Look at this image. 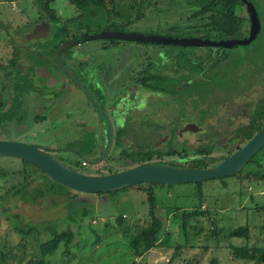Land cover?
<instances>
[{"label":"flooded vegetation","instance_id":"obj_1","mask_svg":"<svg viewBox=\"0 0 264 264\" xmlns=\"http://www.w3.org/2000/svg\"><path fill=\"white\" fill-rule=\"evenodd\" d=\"M154 1L151 0L138 13L140 18L137 19V9L130 10V5L125 4L126 0H118L119 10L131 16L114 14L109 18L110 22L108 19L90 21L79 18L80 11L75 17L62 19L55 15V11H46L39 5L40 9H35L37 14L32 17L22 11L16 13L15 6L11 8L15 13L5 9V13L0 14V145L16 143L32 146L55 161L81 171L72 161V157H75L81 161V168L91 167L92 175L109 174L142 165L139 164L140 156L145 153H149L154 162L149 164L185 168L190 164L189 160L204 156L197 151L209 143V133L221 130L213 127L209 119L219 116L218 119L226 121L228 125L223 129L224 132H229V127L233 125L229 120L236 113L238 122L227 138L230 142L228 154L211 157L213 150L209 154V157L217 160L223 158L221 161L229 157L233 153H230L232 145L237 144L231 141L236 137L233 131L241 130L250 121L251 110L240 114L241 119L238 115L240 103H237L206 114L207 101L216 99L215 96L210 94L197 98L196 94L189 93L190 83L205 76L209 77L210 82L221 83L219 72L214 67L200 62L207 70L200 76L191 72V65L183 61L185 58L181 61L180 54L160 57L157 51L152 53L149 62L138 60L142 50H132L120 60L121 52L131 50L125 47L126 44L139 46L153 43L102 39L89 40L100 41L96 48L84 45L88 41L68 45L82 35L103 31L170 37L149 34V31L136 27L142 20L143 11ZM182 2L185 3L184 0ZM106 21L112 23L113 28L109 29ZM249 29L250 20L244 28L247 35L232 39L246 38ZM263 31L264 18L256 39L247 46L235 47L254 46ZM186 34L171 38L214 41L203 38L204 34ZM174 47L182 50L201 48ZM204 48L224 50L212 46ZM256 69L263 70L264 66ZM214 72L217 73V79L214 78ZM260 82L264 86V79ZM169 104H172V109L164 107ZM183 130L199 131L191 133ZM213 133L217 134L216 147L223 146L219 139L221 132ZM87 135H91V138L87 139ZM190 135L197 140L192 155H188L185 147L190 144L182 140ZM202 135L204 137L201 138ZM178 140H182L181 151L178 150ZM158 147L162 149L158 151ZM108 160L118 162L120 168L110 167L105 172L97 173L98 168L95 167ZM47 178L26 161L0 156V214H11L15 208L41 210V205L48 208L46 211L54 213L53 204L65 192L56 187L57 183L50 178L55 184H48ZM7 183L10 186L4 188ZM49 189H53L54 194L47 204L46 198L51 192L46 194L45 190ZM9 201L11 205L6 206Z\"/></svg>","mask_w":264,"mask_h":264},{"label":"rangeland","instance_id":"obj_2","mask_svg":"<svg viewBox=\"0 0 264 264\" xmlns=\"http://www.w3.org/2000/svg\"><path fill=\"white\" fill-rule=\"evenodd\" d=\"M257 4L264 13V0H257ZM13 5L16 13L22 11L31 17L37 14L35 9L37 11L40 9L33 0H0V14H4L6 10L15 13L11 9ZM48 6L51 12L55 11V15L62 19L75 17L79 12L67 0H52ZM194 11V8L187 6L182 0H155L143 11L142 20L136 27L150 32L144 33L170 37L186 36V33L194 35V32L210 34L204 28L208 22L206 17L192 18ZM240 13L247 19L245 9L242 8ZM93 18L90 21H96L99 17L96 15ZM99 42L88 41L84 45L96 48L100 45ZM125 47L131 50L121 52L120 60L132 50L138 52L142 50L138 59L140 62H149L155 51L160 57L171 56L173 53L180 54L181 59L192 54L191 58L198 63L214 67L219 72L221 80L235 82L234 78L241 77L242 87L248 83L251 87L242 99L239 116L253 109L263 97L264 86L260 80L264 79V69L256 68L264 66V31L254 46L231 50L204 47L182 50L174 46L153 44L139 46L126 44ZM174 54L172 56H175ZM229 89L235 91L233 86ZM164 107L172 109L173 106L169 104ZM235 115L236 113L229 120L233 124L229 127V132H224L223 129L228 125L226 121H220L219 116L209 119L213 127L221 128L212 132H221L219 139L223 144L213 149L211 157L228 154L230 142L227 138L236 121L238 122ZM86 138H91V135H87ZM195 139L191 135L182 139L190 144L185 146L188 155H192L197 147ZM182 140H178L179 151L182 148L180 144ZM161 149L162 147H158V151ZM72 159L81 171L91 174L90 166L83 169L79 159L75 157ZM110 167L120 168V165L118 162L108 160L95 168H98L97 173H101ZM47 183L53 185L48 181ZM201 183L200 191L197 190V184L191 183L151 184L143 190L128 187L106 194L64 191L65 195L62 194V198L53 204L54 213L46 211L48 208L45 209L46 207L41 205L39 207L41 210L15 208L11 214H0V264H25L33 257L39 256L42 244L49 241L55 232L64 228H70L74 232L75 240L67 248L63 242L60 243L53 253L46 256L52 264H211L213 261L215 264H246L232 257L227 248V240L222 239V236L227 230L247 225L248 243L264 245V210L257 209L264 206V182L254 181L248 172L244 171L233 177ZM8 186L9 183L5 184L4 188ZM52 190H45L46 194L51 192L47 195V204L54 194ZM149 190L154 194L156 206L154 213L158 220L163 222L164 239L168 238L166 242L170 247L151 248L144 256L137 258L133 256L129 242L137 237L147 221ZM8 203L10 201L5 205L10 206L11 203ZM197 206L213 214L192 221L190 224L194 225L193 230L188 226L186 231L179 233L181 219L174 217L171 212L181 214L182 211L194 210ZM121 217L122 222L119 224L118 220ZM30 221L33 222L32 225ZM211 225H215L217 230L221 231L218 236L210 238L209 230L213 228ZM200 228L202 232L198 234ZM232 242L238 245L245 243L238 239ZM178 246L182 248L176 252Z\"/></svg>","mask_w":264,"mask_h":264},{"label":"trees","instance_id":"obj_3","mask_svg":"<svg viewBox=\"0 0 264 264\" xmlns=\"http://www.w3.org/2000/svg\"><path fill=\"white\" fill-rule=\"evenodd\" d=\"M37 5L42 7L44 10H49V3L52 0H33ZM71 5H73L77 10L80 11L79 18H83L85 20L94 19V16H98L99 18L96 21H101L108 19L112 15H126V17L130 18V13H124L120 8V2L118 0H67ZM123 1V0H122ZM151 0H126L125 4L130 5V10L137 9V14L141 12L142 9L150 2ZM253 4L255 10L257 11V16L262 22L264 18V13L260 11V8L256 2V0H248ZM184 2L195 9L194 13L191 15L192 18H204L206 17L207 23L204 25L205 31L210 33L208 35H203V38H211L214 40H222V39H232V38H243L247 35L244 33V28L247 24H249V20L245 19L241 16L240 11L244 6L241 0H184ZM116 11V12H115ZM50 13V12H48ZM140 18V15H137V19ZM106 21L108 28H113L112 23ZM117 29V28H114ZM212 34V35H211ZM237 48V47H235ZM234 48V49H235ZM186 54V53H185ZM187 55V54H186ZM184 56V55H183ZM182 61V59H181ZM186 63L191 65V72H195L196 74L203 73L206 70V67L202 65L200 62H196L191 60V56L187 55V57L183 60ZM212 77V76H211ZM214 78L217 79V73L214 72ZM235 82H227L222 80L219 82H210L208 76L205 78H201L200 80H194L190 83V91L191 94H196L197 98H201L203 96L214 95L216 99L211 101H207L205 112L208 114L212 111H217L220 108H226L230 104L235 105L237 103H243L242 99L245 94L248 92L251 84H246L245 87L241 85V77L237 76L234 78ZM253 82V81H252ZM258 82V81H257ZM261 83V82H260ZM218 90L216 89L215 85ZM241 85V86H240ZM233 86L235 91H231L229 88ZM262 127H264V92L262 99L257 102L253 109H251V119L246 122L241 130H234L233 134H236L231 141H235L236 145H232L233 148L230 149V153L239 149L243 144H245L250 138H252ZM210 139L209 143L200 147L197 153L204 155L203 157H197L195 159H191L190 164L185 166L187 169H200L205 167H212L219 163L223 158L215 159L209 157V154L213 150L214 147L218 145L217 134L210 132L207 136ZM141 160L139 164H149L154 163L151 161V155L149 153L141 154ZM260 158V159H259ZM259 159V160H258ZM244 171L248 172V174L252 177L254 181H262L264 182V147L241 169L238 175L242 174ZM47 181L53 183L51 180L47 178ZM202 183H197V190L200 191ZM56 187L62 189L63 191H71L65 187L59 186L55 184ZM148 185H136L130 188H137L143 190ZM201 193V192H199ZM148 194V214L147 221L141 227L139 234L136 238L129 242L131 251L134 257L141 258L144 254L149 251L151 248L164 247L169 248L170 244L166 242L168 238L164 239V228L163 222L158 220L156 217L155 210V197L154 194L149 190ZM199 205V204H198ZM257 209H263V207H257ZM174 217H180V224L178 226L179 233L180 231H186L187 227L193 226L190 223L192 221H198L199 218L207 217L213 213L209 210H201L199 206H197L194 210L182 211L181 214H177L175 212H171ZM84 216V215H83ZM122 222V217L118 220L120 224ZM212 224L214 222L211 221ZM78 224V223H77ZM213 228L210 231V238L218 236L221 231L217 230L218 228L214 225H211ZM202 232V229L198 231V234ZM222 239L227 240V248L229 249L232 257L238 261H242L246 264H264V245H251L248 243L249 240V228L247 225L239 226L237 228H233L224 232ZM238 239L243 240L245 243L242 245H238L233 243L232 240ZM75 240V235L70 228H64L59 232H55L52 235V238L46 243L42 244V248L39 256L33 257L31 260L26 262L25 264H52L50 260L46 259L48 254L53 253L60 243H64V247L67 248L72 244ZM223 240V241H225ZM182 246L176 247V252L179 251ZM169 261V260H168ZM211 264H215V262H211Z\"/></svg>","mask_w":264,"mask_h":264},{"label":"water","instance_id":"obj_4","mask_svg":"<svg viewBox=\"0 0 264 264\" xmlns=\"http://www.w3.org/2000/svg\"><path fill=\"white\" fill-rule=\"evenodd\" d=\"M245 5L250 20L249 34L244 39H223L213 41L198 38H171L118 31H103L94 35H82L68 45L77 44L80 41L89 40H125L140 43H153L158 45H170L180 47H216L232 49L235 46H247L251 44L260 30V22L257 12L248 0H241ZM49 27L47 28V31ZM196 133L199 130H183V132ZM264 147V127L250 138L242 147L233 152L229 157L213 167L200 169H186L180 167L142 164L119 172L92 175L71 169L46 154L36 150L32 146L7 143L0 145V156H9L26 161L53 182L79 193L106 194L119 191L136 185H178L197 184L208 180H219L238 174L241 169Z\"/></svg>","mask_w":264,"mask_h":264},{"label":"built area","instance_id":"obj_5","mask_svg":"<svg viewBox=\"0 0 264 264\" xmlns=\"http://www.w3.org/2000/svg\"><path fill=\"white\" fill-rule=\"evenodd\" d=\"M166 261H168V259H166Z\"/></svg>","mask_w":264,"mask_h":264},{"label":"crops","instance_id":"obj_6","mask_svg":"<svg viewBox=\"0 0 264 264\" xmlns=\"http://www.w3.org/2000/svg\"><path fill=\"white\" fill-rule=\"evenodd\" d=\"M12 8V7H11ZM13 8H14V5H13Z\"/></svg>","mask_w":264,"mask_h":264}]
</instances>
